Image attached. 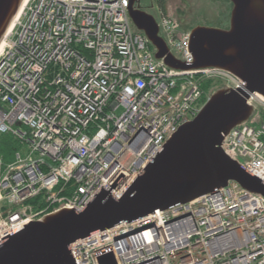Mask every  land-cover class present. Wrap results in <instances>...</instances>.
<instances>
[{
    "label": "built area",
    "instance_id": "obj_1",
    "mask_svg": "<svg viewBox=\"0 0 264 264\" xmlns=\"http://www.w3.org/2000/svg\"><path fill=\"white\" fill-rule=\"evenodd\" d=\"M129 0H28L0 46V135L20 144L0 156V247L63 210L84 212L101 192L120 201L203 107V86L230 74L180 72L155 59L133 27ZM160 36L193 65L190 33L159 11ZM207 103V102H206ZM253 118L224 137L222 150L264 183V98ZM122 110L121 114L117 112ZM43 196V206L30 203ZM137 235L118 240L128 229ZM74 264H264V198L237 183L156 211L69 247Z\"/></svg>",
    "mask_w": 264,
    "mask_h": 264
},
{
    "label": "water",
    "instance_id": "obj_2",
    "mask_svg": "<svg viewBox=\"0 0 264 264\" xmlns=\"http://www.w3.org/2000/svg\"><path fill=\"white\" fill-rule=\"evenodd\" d=\"M129 18L155 51V59L180 72L214 69L233 76L243 89L215 92L197 118L181 127L163 152L115 201L101 192L82 213L63 210L29 225L0 247V264H74L71 244L121 225H132L156 211L189 204L231 182L264 198V183L245 173L222 150L224 137L248 123L249 96L264 98V0H225L233 5L230 30L197 27L190 32L193 65L178 61L160 36L157 21L129 0ZM25 0H0V46ZM134 227L118 236L142 233ZM99 264H117L112 255Z\"/></svg>",
    "mask_w": 264,
    "mask_h": 264
},
{
    "label": "rangeland",
    "instance_id": "obj_3",
    "mask_svg": "<svg viewBox=\"0 0 264 264\" xmlns=\"http://www.w3.org/2000/svg\"><path fill=\"white\" fill-rule=\"evenodd\" d=\"M188 3L187 17L182 15L168 14L169 17L177 20L181 25L184 32H189L197 27H208L218 30H228V23L230 20V15L232 12V4L225 0H186ZM140 5L145 8L151 9V14L158 21L159 12L158 7L155 5L154 0H140ZM149 13V12H148ZM212 87L210 91L206 94L204 92V98L207 101L210 97L217 91L226 88V86L221 81L211 82ZM122 110L117 113L121 114Z\"/></svg>",
    "mask_w": 264,
    "mask_h": 264
},
{
    "label": "trees",
    "instance_id": "obj_4",
    "mask_svg": "<svg viewBox=\"0 0 264 264\" xmlns=\"http://www.w3.org/2000/svg\"><path fill=\"white\" fill-rule=\"evenodd\" d=\"M159 3V7L162 11L164 10V0H157ZM212 87V83L208 82L204 84L203 91L207 94ZM207 99L203 98L201 104H206ZM21 149V144L13 138L11 135H0V156L3 159L5 165L11 164L14 161V157L16 153ZM43 196L32 201L30 204L35 206V208H41L43 206Z\"/></svg>",
    "mask_w": 264,
    "mask_h": 264
},
{
    "label": "flooded vegetation",
    "instance_id": "obj_5",
    "mask_svg": "<svg viewBox=\"0 0 264 264\" xmlns=\"http://www.w3.org/2000/svg\"><path fill=\"white\" fill-rule=\"evenodd\" d=\"M154 2H155V5H157V7H158V12L159 11H162L161 8L159 7L158 1L157 0H154ZM163 6H164V10L165 11H162V12H164L167 15L168 14H173V15H182L184 17H187V11H186V9L188 8V3H187L186 0H164ZM140 8H141L142 11H144L147 14L151 15L152 17H154V15L151 14L152 13L151 12V9L153 8V6L151 7V9H148V12L149 13L147 11H145L146 9L145 8H142L141 5H140ZM232 10H233V7H232ZM231 14H232V12H231ZM228 25H229L228 26V30H230V28H231V15H230V20H229ZM194 29H192V30H194Z\"/></svg>",
    "mask_w": 264,
    "mask_h": 264
},
{
    "label": "bare ground",
    "instance_id": "obj_6",
    "mask_svg": "<svg viewBox=\"0 0 264 264\" xmlns=\"http://www.w3.org/2000/svg\"><path fill=\"white\" fill-rule=\"evenodd\" d=\"M27 1H28V0H25V2H24V4H23V6L21 7L20 11L22 10V8L24 7V5L26 4ZM20 11H19V14H20ZM19 14L17 15V17L19 16ZM17 17H16V19H17ZM16 19H15V20H16ZM15 20H14V21H15ZM13 23H14V22H13ZM12 26H13V24H12ZM12 26H11V27H12ZM10 29H11V28H10ZM106 193H108L109 197L111 196V195H110V192H106ZM110 198H112V197H110ZM112 199H114V198H112ZM153 215H154V214H153ZM153 215H151V216H153ZM138 227H139V226H138ZM142 227H144V226H142Z\"/></svg>",
    "mask_w": 264,
    "mask_h": 264
}]
</instances>
